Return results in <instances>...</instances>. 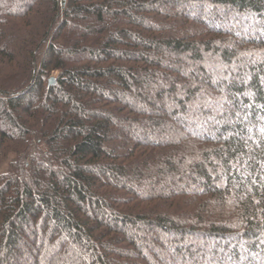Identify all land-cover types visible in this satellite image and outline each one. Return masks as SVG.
<instances>
[{
	"label": "trees",
	"instance_id": "trees-1",
	"mask_svg": "<svg viewBox=\"0 0 264 264\" xmlns=\"http://www.w3.org/2000/svg\"><path fill=\"white\" fill-rule=\"evenodd\" d=\"M0 121V264H264V0H0Z\"/></svg>",
	"mask_w": 264,
	"mask_h": 264
},
{
	"label": "water",
	"instance_id": "water-1",
	"mask_svg": "<svg viewBox=\"0 0 264 264\" xmlns=\"http://www.w3.org/2000/svg\"><path fill=\"white\" fill-rule=\"evenodd\" d=\"M65 0H61V5H64ZM55 84V78L53 76H50L48 79V85H54Z\"/></svg>",
	"mask_w": 264,
	"mask_h": 264
},
{
	"label": "rangeland",
	"instance_id": "rangeland-1",
	"mask_svg": "<svg viewBox=\"0 0 264 264\" xmlns=\"http://www.w3.org/2000/svg\"><path fill=\"white\" fill-rule=\"evenodd\" d=\"M55 75H56V72H55V73H53V75H52V76L54 77ZM0 123L2 124V121H0ZM6 127H7V126H6Z\"/></svg>",
	"mask_w": 264,
	"mask_h": 264
}]
</instances>
